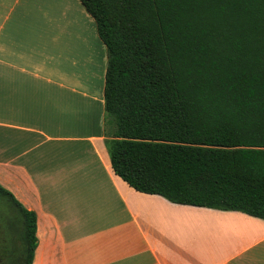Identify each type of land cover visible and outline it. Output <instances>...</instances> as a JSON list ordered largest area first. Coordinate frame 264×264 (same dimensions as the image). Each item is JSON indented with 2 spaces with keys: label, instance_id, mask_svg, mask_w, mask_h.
I'll use <instances>...</instances> for the list:
<instances>
[{
  "label": "trees",
  "instance_id": "1",
  "mask_svg": "<svg viewBox=\"0 0 264 264\" xmlns=\"http://www.w3.org/2000/svg\"><path fill=\"white\" fill-rule=\"evenodd\" d=\"M80 1L107 49L116 175L175 204L264 220V0ZM0 212L1 264H32L37 214L1 183Z\"/></svg>",
  "mask_w": 264,
  "mask_h": 264
},
{
  "label": "crops",
  "instance_id": "2",
  "mask_svg": "<svg viewBox=\"0 0 264 264\" xmlns=\"http://www.w3.org/2000/svg\"><path fill=\"white\" fill-rule=\"evenodd\" d=\"M20 1L0 0V183L37 214L32 264H264L263 219L175 204L116 175L106 45L98 57L89 38L46 28V11L83 19L80 0H51L41 22Z\"/></svg>",
  "mask_w": 264,
  "mask_h": 264
},
{
  "label": "rangeland",
  "instance_id": "3",
  "mask_svg": "<svg viewBox=\"0 0 264 264\" xmlns=\"http://www.w3.org/2000/svg\"><path fill=\"white\" fill-rule=\"evenodd\" d=\"M50 2L51 0H21L20 5L29 4L30 14L32 15L34 20H36L38 17V21L41 22L42 16L41 17L38 16L37 13H40L42 6H46ZM53 7H54L53 9H56L55 6ZM76 9L73 8L75 15L78 13L77 14L78 23H77V19L76 21L75 19H69L66 22L64 21V18L60 16L61 14L56 13L54 16H50L51 13L49 11H46L45 13L47 16H44V23L46 25V28L56 30L59 26V28L62 29L63 38H89L93 45V49L95 48L94 53H96V55L99 57V52L102 48V43H101L102 41L99 39L96 29V24L95 22L93 23L94 21L93 19H92L93 21H91L90 18L92 17H87L88 15L86 14V11L84 13V18L82 19L81 14L79 12H76ZM62 19L63 21H61V23L58 24V22ZM0 215H2V212H0Z\"/></svg>",
  "mask_w": 264,
  "mask_h": 264
},
{
  "label": "flooded vegetation",
  "instance_id": "4",
  "mask_svg": "<svg viewBox=\"0 0 264 264\" xmlns=\"http://www.w3.org/2000/svg\"><path fill=\"white\" fill-rule=\"evenodd\" d=\"M19 247L21 246L20 242L17 244ZM13 260L14 262L18 260V256L13 255ZM2 260H0V264H1Z\"/></svg>",
  "mask_w": 264,
  "mask_h": 264
}]
</instances>
